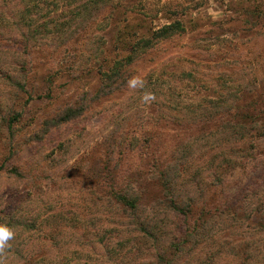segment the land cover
<instances>
[{
	"label": "rangeland",
	"instance_id": "374dc122",
	"mask_svg": "<svg viewBox=\"0 0 264 264\" xmlns=\"http://www.w3.org/2000/svg\"><path fill=\"white\" fill-rule=\"evenodd\" d=\"M41 2L0 0V222L40 229L13 227L10 248L46 264H155L180 242L175 264H264V0ZM174 20L184 32L133 50ZM134 76L145 89L127 87ZM121 195L156 241H140Z\"/></svg>",
	"mask_w": 264,
	"mask_h": 264
},
{
	"label": "trees",
	"instance_id": "16d2710c",
	"mask_svg": "<svg viewBox=\"0 0 264 264\" xmlns=\"http://www.w3.org/2000/svg\"><path fill=\"white\" fill-rule=\"evenodd\" d=\"M40 1H42L41 3H43V0H20V2H24L25 4H31L32 6H35L36 4H38ZM54 2H56V0H53ZM107 0H71L72 3H76V2H83V5H91V4H99V3H103L106 2ZM76 12V10L74 11V13ZM79 13V12H78ZM144 19V18H142ZM185 27L183 25V23L180 20H174L172 22L169 23H165L163 24L161 27L157 28L156 30H153L151 32H148V34L150 35V37H141L138 39V41L135 42V44H132L131 47H133V50L135 51V49H137V52L140 51L141 53L145 50H147L148 48H151V46L153 44H155L156 42L159 41H163V40H169L170 38H172L175 34H180L182 32H184ZM135 59L133 58L132 54H128L125 59L123 60L124 62L121 63V60H117L113 67L110 70H106L102 72V75L104 77L105 80H107L108 82L113 81L114 78L116 77H121L122 73L121 70L122 68L129 64L132 63ZM76 115V111H74L71 108H67L66 109V115L65 116H61L59 119H61V121H67L69 119H71L72 117H74ZM12 119H16V118H12ZM12 120H10L11 123ZM175 171V168H174ZM177 174V172L175 171V175ZM164 175V179L162 181V185L166 186L167 188H172L171 183L173 184V176H171L170 174L167 173H163ZM173 196L176 197L177 194L174 192L173 190ZM177 198V197H176ZM117 201L120 202L122 204L123 207L128 208L131 210L132 215L131 217L133 218V220L131 219L129 221V225H137L139 230L142 231L143 233H145V235H140V241H144V237L150 238L152 240H157L158 238L156 237V235L154 234V231L150 228L152 221L150 220V218H140L139 216H137V214L135 212H137V197H132L131 195H121L119 196V198H117ZM178 201L176 199L172 200V204L174 207H180L179 204H177ZM178 205V206H177ZM135 214V215H134ZM137 216V217H136ZM4 222L8 223L10 227H22L24 231H31V230H37L40 231V229H38L35 225L36 221H32V222H27V220H20L19 217H17L15 214L13 215H9L6 218H4ZM155 227H157V225H155ZM131 231H134V229H131ZM106 233H104V235L99 236V238L97 239L99 245L101 246H105L107 245L109 242H111V235L108 234L107 236H105ZM124 243H119L117 245H119L118 248L110 250L109 248H107L109 255L115 254L113 256V258L117 257V254L115 253V251H117L118 249H120L121 247H123ZM198 244H200V240H198ZM180 242H176L174 244H169L168 246H166V248H163V246L159 247L160 250L157 251L155 250L154 256L153 258L155 259V264H175V257H176V252L178 250H180ZM125 247V246H124ZM106 248V247H105ZM151 248H155V245H151ZM173 250L172 251V257H169L166 255V252L168 250ZM27 249H25V247L21 248L19 247H12L9 248L4 255H6L7 252H11L13 254H21V257L19 258L20 260L23 261H27V264H46L45 260L47 258H45L44 256L40 257V258H34L36 257V255H38V253H31L30 255L27 254ZM26 252V253H24ZM5 259V258H4ZM122 259V258H120ZM8 260V258H6V261ZM121 262V261H120ZM150 264L148 263V260L144 259L143 262H141V264ZM153 264V263H151Z\"/></svg>",
	"mask_w": 264,
	"mask_h": 264
},
{
	"label": "clouds",
	"instance_id": "9594fccd",
	"mask_svg": "<svg viewBox=\"0 0 264 264\" xmlns=\"http://www.w3.org/2000/svg\"><path fill=\"white\" fill-rule=\"evenodd\" d=\"M127 87L130 90H143L145 89L146 81L139 77L134 76L126 81ZM141 101L144 104H151L155 101L156 97L152 92L143 91V94L140 97ZM16 237V233L6 222H0V256H2L10 247L11 241Z\"/></svg>",
	"mask_w": 264,
	"mask_h": 264
}]
</instances>
